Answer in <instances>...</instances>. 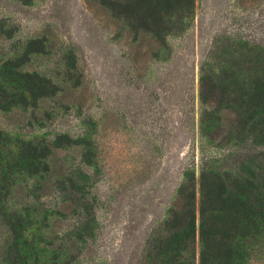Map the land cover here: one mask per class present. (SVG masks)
I'll return each mask as SVG.
<instances>
[{"label": "rangeland", "instance_id": "rangeland-1", "mask_svg": "<svg viewBox=\"0 0 264 264\" xmlns=\"http://www.w3.org/2000/svg\"><path fill=\"white\" fill-rule=\"evenodd\" d=\"M99 3L0 0V63L55 86L39 110L0 111V130L60 146L51 164L58 174L35 192L36 206L69 208L37 232L48 243L38 246L39 264H160L183 174L194 172L198 189L202 160L236 167L259 151L220 144L222 132L216 142L202 138L199 77L220 46L264 48V0H194L168 50L154 42L157 57L148 38L122 31ZM3 240L1 232L0 258ZM198 252L197 236L196 264Z\"/></svg>", "mask_w": 264, "mask_h": 264}, {"label": "trees", "instance_id": "trees-1", "mask_svg": "<svg viewBox=\"0 0 264 264\" xmlns=\"http://www.w3.org/2000/svg\"><path fill=\"white\" fill-rule=\"evenodd\" d=\"M99 4L123 23L122 31L148 38L154 57V42L168 50L166 38L184 32L194 12V0H100ZM219 48L221 56L210 57L211 62L200 67V134L206 142H216L222 132L220 144L250 142L259 151L236 167L202 160L198 189L194 172L183 174L178 200L166 212L160 264H196L197 236V264L264 261V48L246 44ZM9 63H0V111L39 110L55 86L36 73L16 69L14 63L10 65L15 69H8ZM59 137L68 142L67 136ZM59 148L57 139H25L0 130L4 237L0 264H39L45 251L38 246L48 243L37 232L53 227L54 214L62 216L69 208L64 204V211L52 212L36 206L35 192L47 189L58 174L51 164ZM68 182L80 189L74 179Z\"/></svg>", "mask_w": 264, "mask_h": 264}]
</instances>
